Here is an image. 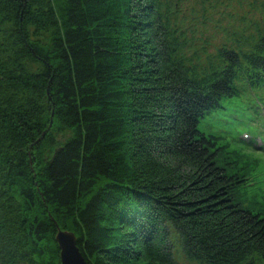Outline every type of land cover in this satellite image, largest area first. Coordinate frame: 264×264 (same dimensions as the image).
Returning a JSON list of instances; mask_svg holds the SVG:
<instances>
[{
	"label": "trees",
	"instance_id": "trees-1",
	"mask_svg": "<svg viewBox=\"0 0 264 264\" xmlns=\"http://www.w3.org/2000/svg\"><path fill=\"white\" fill-rule=\"evenodd\" d=\"M263 122L264 0H0V264H264Z\"/></svg>",
	"mask_w": 264,
	"mask_h": 264
},
{
	"label": "water",
	"instance_id": "water-1",
	"mask_svg": "<svg viewBox=\"0 0 264 264\" xmlns=\"http://www.w3.org/2000/svg\"><path fill=\"white\" fill-rule=\"evenodd\" d=\"M56 240L61 250L62 264H90L80 250L73 232L59 230Z\"/></svg>",
	"mask_w": 264,
	"mask_h": 264
},
{
	"label": "rangeland",
	"instance_id": "rangeland-1",
	"mask_svg": "<svg viewBox=\"0 0 264 264\" xmlns=\"http://www.w3.org/2000/svg\"><path fill=\"white\" fill-rule=\"evenodd\" d=\"M238 7H241L240 5H238ZM246 7V5H245ZM202 128H204L203 124L201 125ZM262 130L263 131H256L254 127H246V128H242L240 127L239 128V132L236 133L237 134V138L243 142V143H246L249 145L248 149H247V152H250L249 150H252L254 148H256L257 150L255 151H252L254 154H256V156H253L252 158H255V160L259 157H262L264 158V122L262 124ZM247 137V138H244V137ZM243 139V140H241ZM252 139V143L251 140ZM259 156V157H257ZM261 166L264 167V159L261 163ZM264 175V170H263V173ZM261 186H264V183L261 184Z\"/></svg>",
	"mask_w": 264,
	"mask_h": 264
}]
</instances>
